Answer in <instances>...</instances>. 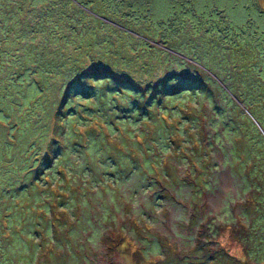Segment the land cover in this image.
Instances as JSON below:
<instances>
[{
	"label": "rangeland",
	"instance_id": "rangeland-1",
	"mask_svg": "<svg viewBox=\"0 0 264 264\" xmlns=\"http://www.w3.org/2000/svg\"><path fill=\"white\" fill-rule=\"evenodd\" d=\"M85 1L79 23L74 15L60 20L76 12V2L64 1L67 11L55 7L45 19L30 18L43 11L42 2L0 0V237L10 242L16 225L38 213L51 223L70 210L58 243L36 234L45 247L33 264H261L245 242L253 223L240 171L249 158L245 141L236 143L234 102L249 116L252 137L257 124L237 101L248 86L232 76L236 63L259 55L251 67L264 79V0H195L199 13L218 6L234 24L247 25L236 29L259 30L211 51L187 47L185 35L158 24L176 16L188 28L182 3L177 13V3L154 0L146 16ZM12 6L14 19L6 17ZM252 40L260 46L244 43ZM114 60L123 71L102 67L80 82L83 71ZM148 139L153 148L143 164ZM184 145L196 165L177 154ZM31 239L24 232L27 248Z\"/></svg>",
	"mask_w": 264,
	"mask_h": 264
},
{
	"label": "trees",
	"instance_id": "trees-1",
	"mask_svg": "<svg viewBox=\"0 0 264 264\" xmlns=\"http://www.w3.org/2000/svg\"><path fill=\"white\" fill-rule=\"evenodd\" d=\"M18 7H22L25 3L28 4H33L34 0H13ZM42 2L43 6V11L38 13V12H31L30 14L32 17L30 18H35L36 16H39L40 18H45L47 19L48 17H53L55 16L58 12H56L55 7L64 6L66 5L64 1H68L69 4H72L76 2L78 5H75L78 9H76V12H71L69 11L68 14L63 15L61 14L60 20L63 18L70 19V16L75 17L77 22H82L83 21V16L81 13H86L85 6L88 5L87 1L85 0H35V2ZM63 1V3H62ZM109 4V6L112 8L114 12H123L125 9L129 8L134 10V12L138 10L142 11V13H146L145 15L148 16L152 14V2L154 0H106ZM166 1H171L174 5H176V12L179 13L178 9V3H182L186 5V10L190 11L189 13V27L186 28V24L184 25H178V23H175V18L176 16H171L168 21V23H165L162 18L158 21V24L160 23L161 25H164L166 31L168 30L171 31V33L178 34L179 35H185V40L189 44L187 47H190L191 49H195L196 51L200 50V47L206 48L207 50H212L213 48L218 50L219 47L224 46L223 43H229V45L233 44L234 45H240V42L237 41V39L244 33L249 31L250 35H255V33H259L258 29L251 28L249 30L245 29H236L238 27H244L247 26L246 24L243 25H238L239 23L236 22L235 24L233 23L232 19L229 18L228 12L226 13L222 9H216L218 6L211 8L209 12H198V9L195 7V0H166ZM157 4V0H155V5ZM210 3H207L206 6H208ZM217 4V3H216ZM218 5V4H217ZM94 10V12H99L97 10L98 8L94 6H88ZM17 7L12 6V8L9 10V13L7 14L6 17H13L15 18L14 15L18 13L16 10ZM61 9V8H60ZM66 7H63L62 11H67L65 10ZM4 13H7L5 11ZM204 13V14H202ZM184 16H186L185 11L182 12ZM248 16H253L251 13L248 14ZM101 20V19H100ZM186 20V19H185ZM144 21L146 22V18H144ZM185 23V22H184ZM158 24L156 26H158ZM143 26V25H142ZM250 26V24H248ZM144 27V26H143ZM186 28V31L184 30ZM235 28L233 31L231 29ZM23 31L25 30V27H22ZM224 38H227L229 40L224 41ZM151 42V41H150ZM111 46H114V41L110 40ZM245 44L250 45L252 48H258L260 46V43L256 40L252 41H244ZM153 45L154 43L151 42ZM110 46V47H111ZM232 46V47H233ZM231 47V48H232ZM117 48H112L111 50H116ZM116 54H119V51H114ZM209 53V51H206ZM187 56V54H185ZM249 58V57H248ZM261 60V57L259 55H255L252 58H249L250 61H242L239 63H236L235 65V73L238 75L232 76V79L234 81V84L237 81H240L242 85L246 84L248 86L249 90H245V94H243L245 97L240 95L239 93L236 92L238 96V100L240 103L245 104V107L248 109L250 112L249 114L254 116L255 123L258 125H255L252 121V124L256 126V132H257V137H252L249 134V128L247 127L248 121H249V116L246 114L244 109L237 105L234 102V105L237 106L238 111H239V118L237 120V125L236 127L238 131V137H236V143L237 145L239 142H244L247 144L246 147V153H247V158H249L248 164L245 168L244 171H240L242 178H243V184H245V188L248 189V205L247 209L248 212L250 211L249 214H252V230L246 234L245 236V242L247 244V251L249 252L252 250L251 257L258 259L261 261V264H264V113H263V108H264V79H260L259 77H256L257 75L254 74L253 72H256L253 67H251L252 63H256L259 60ZM246 59V57H245ZM195 60V66L198 67H207V69L214 74L210 67L207 66L206 64L199 63L200 61ZM0 62H2L0 60ZM93 66V64H92ZM95 66V67H90L88 68L87 71H83L81 74V83L83 85L87 82H89L91 77L89 76L90 73H95V72H100L102 71V67H105L107 69L104 70H110V71H121L123 66L119 64L116 60L113 62H103L101 67ZM118 67L117 69H115ZM198 68H196L197 70ZM194 69V71H196ZM123 71V70H122ZM198 71H200L198 69ZM164 81V79H162ZM231 86V85H230ZM0 88H3L2 84V77L0 76ZM222 88V87H221ZM236 91L240 92V90H243L242 87L235 88ZM243 93V92H242ZM247 93V94H246ZM67 94H68V89H67ZM247 99V100H246ZM228 104H232L228 103ZM234 106V107H235ZM219 109V114L224 115L227 117L226 114V109L224 106H218ZM192 112H196L195 109L191 110ZM204 118V117H203ZM205 121V119H204ZM199 129L203 127V122L201 125H198ZM260 130V131H259ZM194 132L191 130L189 133ZM197 139V138H196ZM147 152L144 153L142 151V159L141 162L143 164L147 163L150 161L148 158L147 153H150V150L153 148L152 142L148 139L147 143ZM142 146V145H141ZM188 146L182 147L177 154H181L182 157H186L187 159H190L192 164L196 165V161L193 159V155L191 154L194 153L193 150L190 148L187 149ZM200 147V146H199ZM132 152V151H131ZM176 152V151H175ZM134 155V153H131ZM130 155V154H129ZM131 155V156H132ZM199 167V164H197V167ZM195 181H192L191 183L195 184L197 183L196 179ZM22 190V189H21ZM9 207V205L7 206ZM67 211V213H69ZM65 214L62 216V218L59 221H51V223H47L46 219L48 216L43 215V214H36V218L31 219H23L19 224H21L20 228L16 227L13 230V233L10 235L8 234V238L10 242L3 240L1 237H6L5 233L1 231L0 227V264H33V260L31 257L35 256L36 254L40 253L43 251V248L45 246L42 245L41 241H38L36 234L38 235L40 231H44V234H52L54 236V241L56 243L59 242V240L62 239L64 230L63 228H60L66 221H63L62 219L65 218L66 216H69L70 214ZM249 216V215H248ZM52 218L54 215H51ZM15 220L18 221V218L15 217ZM23 221H26L27 223H24ZM24 224V225H23ZM32 225V227L30 226ZM35 225H37L40 230L37 233V230H35ZM24 227H26L24 229ZM17 228V229H16ZM240 229H241V224H240ZM24 232L27 233L28 235L33 236V239L30 240V248H27V245L22 241V236L24 235ZM74 232V230H73ZM79 231H75L72 235L76 236ZM239 232L240 230H235L234 231ZM36 237V238H35ZM244 237V236H243ZM36 240V241H35ZM9 245V246H8ZM173 260V259H172ZM39 261H35V264H37ZM158 264H172L170 262L164 261L163 263H158Z\"/></svg>",
	"mask_w": 264,
	"mask_h": 264
},
{
	"label": "water",
	"instance_id": "water-1",
	"mask_svg": "<svg viewBox=\"0 0 264 264\" xmlns=\"http://www.w3.org/2000/svg\"><path fill=\"white\" fill-rule=\"evenodd\" d=\"M107 18V17H106ZM110 20V19H109ZM110 21H112V20H110Z\"/></svg>",
	"mask_w": 264,
	"mask_h": 264
}]
</instances>
